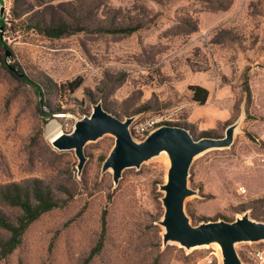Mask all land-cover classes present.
Listing matches in <instances>:
<instances>
[{
	"label": "rangeland",
	"instance_id": "374dc122",
	"mask_svg": "<svg viewBox=\"0 0 264 264\" xmlns=\"http://www.w3.org/2000/svg\"><path fill=\"white\" fill-rule=\"evenodd\" d=\"M226 1L18 0L15 12L21 16L13 19V0H0L6 25L0 36L13 52L7 62L18 63L40 85L45 111L53 112L49 118L41 115L39 95L1 64L5 52L0 48V185L39 177L58 195L65 196L58 185L74 192L64 206L32 222L21 244L0 264H81L98 240L103 210L104 244L88 264L222 263L214 244L191 249L163 244L159 220L164 212L160 184L169 166L165 152L138 168H125L115 183L111 169L102 171L113 135L85 144L80 172L74 150H59L48 138L49 122H58V132H69L98 101L122 119L169 114L174 120L168 124L187 121L195 105L187 83L190 65L211 67L219 83L231 87L230 98L222 101L229 117L216 124V134L222 136L235 121L238 126L229 147L194 158L188 179L198 193L186 199V212L195 224L232 220L244 211L264 220V115L251 111L250 66L239 67L264 64V0ZM208 11L216 12V20H201ZM39 17L85 28L49 38L27 28ZM128 26L135 28L115 30ZM77 81L80 85L71 90L68 84ZM143 106L147 109L134 113ZM188 123L197 136L200 122ZM0 205L9 215L16 212ZM260 247L263 240L236 245L241 259L250 263V252Z\"/></svg>",
	"mask_w": 264,
	"mask_h": 264
},
{
	"label": "water",
	"instance_id": "95a60500",
	"mask_svg": "<svg viewBox=\"0 0 264 264\" xmlns=\"http://www.w3.org/2000/svg\"><path fill=\"white\" fill-rule=\"evenodd\" d=\"M134 118L131 115L122 119L98 101L92 104L89 114L74 122L71 131L57 133L51 143L59 150L73 149L80 172L86 160L85 144L105 134L113 135L114 144L102 163V171L111 169L115 183L125 168H138L144 161L165 152L169 166L166 180L160 184L164 192L161 197L164 212L159 220L164 228L163 244L174 242L186 249L217 244L222 256L221 264H243L236 245L264 241V220L255 219L244 211L232 220L206 219L195 224L185 209L186 199L198 193L189 186L188 179L194 158L211 149L229 147L238 121L230 123L222 136L201 137H195L181 125L162 123L145 138L137 140L130 129Z\"/></svg>",
	"mask_w": 264,
	"mask_h": 264
},
{
	"label": "trees",
	"instance_id": "16d2710c",
	"mask_svg": "<svg viewBox=\"0 0 264 264\" xmlns=\"http://www.w3.org/2000/svg\"><path fill=\"white\" fill-rule=\"evenodd\" d=\"M227 2L226 0H222ZM18 0H13L12 18H20V13L15 12V6ZM222 6V5H221ZM224 6V5H223ZM219 8V7H217ZM23 24V21H20ZM5 20L0 19V29H5ZM28 29H32L37 33L49 38H61L69 34L84 29L77 23H72L65 19L60 20H46L43 17L32 19V22L27 25ZM117 31L131 32L135 27H116ZM1 33V30H0ZM0 48L5 52L1 56V64L17 79L30 84L39 95V112L45 118L53 115L52 111H45L47 107V99L41 90L38 83L33 81L22 69L18 63L7 62L6 55L13 56L11 47L0 36ZM191 66V65H190ZM193 70L195 69L191 66ZM70 89L73 90L80 85V81L69 83ZM188 90L191 92V99L197 104H204L208 97V90L200 85H189ZM249 91V87H247ZM250 92V91H249ZM105 107V106H104ZM106 108V107H105ZM108 111L113 110L106 108ZM147 107L143 106L137 109L134 113L146 110ZM113 114L117 115L114 111ZM176 125H181L189 129L190 124L186 121H177ZM191 132V130H189ZM194 135V134H193ZM201 136H219L216 134V128L206 129L199 131L195 137ZM57 189L62 191L65 196L58 195L55 189L44 179L39 177L25 178L20 181H10L0 185V203L4 206L15 210L13 215L6 213L0 205V261L5 259L11 254L22 242V237L28 226L39 218L42 214L54 208L64 206L74 195V192L65 187L58 185ZM244 210V209H242ZM204 219L201 217L199 220ZM106 231V211L103 210L101 214V229L96 244L90 249L89 254L84 258L81 264H88L91 258L100 252L104 244Z\"/></svg>",
	"mask_w": 264,
	"mask_h": 264
},
{
	"label": "crops",
	"instance_id": "0c3cea01",
	"mask_svg": "<svg viewBox=\"0 0 264 264\" xmlns=\"http://www.w3.org/2000/svg\"><path fill=\"white\" fill-rule=\"evenodd\" d=\"M201 20L214 21L217 18L215 11H208L201 14ZM205 30V29H204ZM245 65L250 66L249 87L254 103L251 111L256 114L264 115V110L257 109L261 107L264 109V64L255 61L253 63H240L239 67ZM211 66V65H210ZM188 74V85H200L208 90V97L204 104H197L191 99L195 105L190 109L187 116V121L190 123L200 122L199 131L215 128L219 121H223L229 117V106L222 101L230 98L232 92L231 87L226 86L225 83H219V76L213 75L212 68L203 70H193L190 66Z\"/></svg>",
	"mask_w": 264,
	"mask_h": 264
},
{
	"label": "built area",
	"instance_id": "2783aa9c",
	"mask_svg": "<svg viewBox=\"0 0 264 264\" xmlns=\"http://www.w3.org/2000/svg\"><path fill=\"white\" fill-rule=\"evenodd\" d=\"M174 119L169 114H152L147 115L143 119L135 117L130 124V129L133 136L137 140L146 137L151 131L162 123L173 121ZM254 258V263L243 261V264H264V247L253 249L250 252Z\"/></svg>",
	"mask_w": 264,
	"mask_h": 264
},
{
	"label": "bare ground",
	"instance_id": "6f19581e",
	"mask_svg": "<svg viewBox=\"0 0 264 264\" xmlns=\"http://www.w3.org/2000/svg\"><path fill=\"white\" fill-rule=\"evenodd\" d=\"M47 128H48V131H49V136L48 138H50V140L52 139V137L54 135H56L57 133H59V124L57 121H52V122H49L48 125H47ZM216 246H218L217 244H214Z\"/></svg>",
	"mask_w": 264,
	"mask_h": 264
}]
</instances>
